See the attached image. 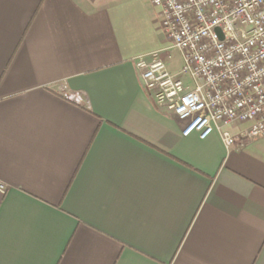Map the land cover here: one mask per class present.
<instances>
[{
	"label": "crops",
	"instance_id": "0c3cea01",
	"mask_svg": "<svg viewBox=\"0 0 264 264\" xmlns=\"http://www.w3.org/2000/svg\"><path fill=\"white\" fill-rule=\"evenodd\" d=\"M169 46L151 0H0V264H264V135L183 136Z\"/></svg>",
	"mask_w": 264,
	"mask_h": 264
},
{
	"label": "built area",
	"instance_id": "2783aa9c",
	"mask_svg": "<svg viewBox=\"0 0 264 264\" xmlns=\"http://www.w3.org/2000/svg\"><path fill=\"white\" fill-rule=\"evenodd\" d=\"M166 38L180 53L177 80L154 56L136 61L158 106L180 122L182 135L219 130L226 146L264 135V0H151ZM80 100L77 92L64 91ZM245 124L236 134L223 129ZM6 185L0 181V193Z\"/></svg>",
	"mask_w": 264,
	"mask_h": 264
},
{
	"label": "rangeland",
	"instance_id": "374dc122",
	"mask_svg": "<svg viewBox=\"0 0 264 264\" xmlns=\"http://www.w3.org/2000/svg\"><path fill=\"white\" fill-rule=\"evenodd\" d=\"M161 55L164 57L167 68L171 73L181 68V56L179 51L174 46H169ZM181 80L182 82L185 80L186 82L188 81V79H186L184 76H181Z\"/></svg>",
	"mask_w": 264,
	"mask_h": 264
}]
</instances>
